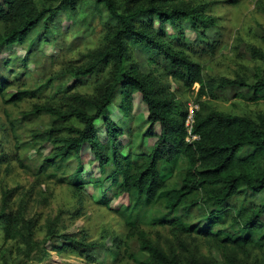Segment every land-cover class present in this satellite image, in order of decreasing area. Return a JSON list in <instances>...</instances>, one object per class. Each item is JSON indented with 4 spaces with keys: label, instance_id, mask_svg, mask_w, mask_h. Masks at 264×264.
Listing matches in <instances>:
<instances>
[{
    "label": "trees",
    "instance_id": "trees-1",
    "mask_svg": "<svg viewBox=\"0 0 264 264\" xmlns=\"http://www.w3.org/2000/svg\"><path fill=\"white\" fill-rule=\"evenodd\" d=\"M59 1L73 9L81 0ZM97 2L106 8L109 21L113 23L101 46L90 52L91 62L72 68L71 73L76 83L108 70L106 79L92 94H74L73 104L67 110L54 104L34 102L27 113L30 116L48 113L65 123V126L46 131L47 138H52L54 144L52 153L45 157L46 163L55 167L58 160L69 159L88 142L104 173L108 165H114L115 170L101 178L85 176L84 168L80 167L72 184L81 191L87 184L100 183L99 203L125 221L126 238L136 239L140 249L148 254L138 264H186L176 252L164 249L153 240L149 229L157 227H167L175 233L199 234L226 251V257L223 255L219 259L221 262L210 260L203 264H244L238 252L245 253L251 246L264 249V202L250 195L264 191V113L251 117L195 109L189 132L188 108L168 93L161 92L155 78L142 71L133 48L136 44L144 45L169 61L173 68L171 75L188 91L196 90L199 95L206 96L215 95L223 88L239 87L246 90L244 99L254 104L264 103V50L250 49L251 57L259 62L251 79L207 78L201 63L193 56L200 51L208 52L215 40H205L204 48L186 42L183 22L188 21L195 31L200 32L202 27L206 31L214 30L213 17L196 8L176 5L181 0ZM56 12L50 2L0 0V24L3 26L0 55L14 44L26 41L35 28H41L46 37ZM168 23L173 32L167 30ZM206 31L204 35L209 37ZM14 84V80L0 79V97L5 104L19 106L21 102L44 95L40 88H21L11 94L9 88ZM126 92H130L129 98L139 95L147 106L144 121L148 127L143 135L157 138L149 151L135 154L119 151L118 140L123 131L110 116L109 109L118 94ZM125 113L128 115L129 109ZM25 116L9 118L15 138L19 123L27 119ZM71 121H75L72 126L69 125ZM100 126L105 128L109 146L98 136ZM191 134L197 138L190 137ZM181 158L187 160V166L178 186L172 177ZM114 185V192L110 194ZM121 196H126L127 201L113 204ZM199 202L213 210L200 223H189L185 217ZM157 205L166 211L162 216L151 213ZM232 211H235L237 227L224 234L226 228L219 225L220 215ZM5 215V212L0 215L4 219L3 232L13 239L22 237L30 244L31 235L25 232L26 228L20 227L19 215L12 220ZM12 222L15 226L10 228ZM125 252H129L128 246Z\"/></svg>",
    "mask_w": 264,
    "mask_h": 264
},
{
    "label": "rangeland",
    "instance_id": "rangeland-1",
    "mask_svg": "<svg viewBox=\"0 0 264 264\" xmlns=\"http://www.w3.org/2000/svg\"><path fill=\"white\" fill-rule=\"evenodd\" d=\"M36 1L39 4L50 2L57 10L49 23L47 36L44 37L41 28H35L26 41L14 44L0 55V79L15 81L9 93L21 88H40L44 92L42 98L26 100L19 106L5 104L0 97V215L5 212L11 220L19 215L20 227L26 228L25 232L31 235L30 244L22 237L10 238L2 230L4 219L0 216V264H138L148 254L140 249L136 239L126 238L125 221L99 203L100 183L87 184L81 191L72 184L80 167L84 168L85 176L101 178L112 173L114 165H108L104 173L86 142L69 159L58 160L55 167L48 166L45 157L52 153L54 144L52 138H47L46 131L65 126V123L48 113L27 114L34 102L54 104L67 110L73 104L74 94L94 93L106 79L108 70L75 83L71 69L91 62L90 52L101 46L113 22L109 21L108 11L97 0H81L73 9L64 1ZM176 5L196 8L216 22L214 30L206 31L202 27L200 32L195 31L188 21L183 22L186 42L204 48L205 40H215L208 52L200 51L193 56L201 63L205 77L252 78L259 62L251 57L250 49L264 50V0H181ZM2 27L0 24V29ZM167 30L173 32L169 23ZM205 31L209 37L204 35ZM133 50L142 71L155 78L161 92L183 103L190 115L195 109L251 117L264 113V103L254 104L244 99V88L228 87L218 90L215 95H199L196 90L188 91L175 80L170 73L173 68L169 61L155 51L140 44H136ZM129 94H118L109 109L110 116L123 131L118 140L121 154L149 151L157 139L144 137L148 127L144 121L147 106L139 95L129 98ZM123 106L125 110L129 109L128 115ZM23 115L28 116H25V123H19L18 137L15 138L9 118L19 119ZM74 124L75 121L69 122L70 126ZM98 136L103 144L110 145L103 126L99 127ZM186 166L187 160L181 158L172 177L178 186ZM114 189L115 185L109 193L112 194ZM250 195L256 201L264 202V191ZM126 201V196H121L113 204ZM211 210L212 207L207 208L199 202L189 209L185 220L200 223ZM151 213L162 216L166 211L157 205ZM220 216L219 225L226 228L224 234L237 227L235 211ZM13 226L14 222L10 228ZM149 230L155 242L176 252L186 264H203L210 260L221 262L219 259L223 255L226 257L223 248L221 250L210 238L199 234L175 233L167 227ZM126 246L129 252H125ZM251 247L245 253L238 252V257L244 264H264V249Z\"/></svg>",
    "mask_w": 264,
    "mask_h": 264
},
{
    "label": "built area",
    "instance_id": "built-area-1",
    "mask_svg": "<svg viewBox=\"0 0 264 264\" xmlns=\"http://www.w3.org/2000/svg\"><path fill=\"white\" fill-rule=\"evenodd\" d=\"M192 121H193V115H190V114H189L188 119H187V125L189 126V132H191ZM190 137H192V138L195 139V138H197V135H193V134H191Z\"/></svg>",
    "mask_w": 264,
    "mask_h": 264
}]
</instances>
